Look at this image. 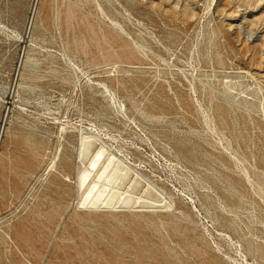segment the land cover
Listing matches in <instances>:
<instances>
[{"label":"rangeland","instance_id":"374dc122","mask_svg":"<svg viewBox=\"0 0 264 264\" xmlns=\"http://www.w3.org/2000/svg\"><path fill=\"white\" fill-rule=\"evenodd\" d=\"M0 264H264V0H0Z\"/></svg>","mask_w":264,"mask_h":264},{"label":"bare ground","instance_id":"6f19581e","mask_svg":"<svg viewBox=\"0 0 264 264\" xmlns=\"http://www.w3.org/2000/svg\"><path fill=\"white\" fill-rule=\"evenodd\" d=\"M86 145H87V144H86ZM86 145H85V147H82V148H83V150H86V147H87ZM81 155H82V154H81ZM125 205H126V204H125ZM125 205H124V206H125Z\"/></svg>","mask_w":264,"mask_h":264}]
</instances>
